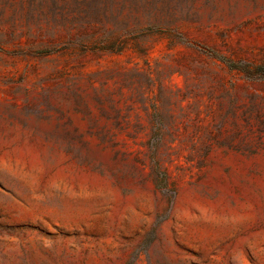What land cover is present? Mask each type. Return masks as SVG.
<instances>
[{"label":"rangeland","instance_id":"1","mask_svg":"<svg viewBox=\"0 0 264 264\" xmlns=\"http://www.w3.org/2000/svg\"><path fill=\"white\" fill-rule=\"evenodd\" d=\"M0 264H264V0H0Z\"/></svg>","mask_w":264,"mask_h":264}]
</instances>
